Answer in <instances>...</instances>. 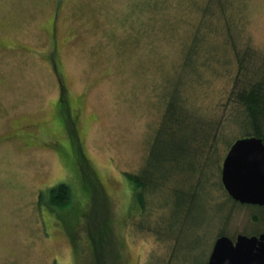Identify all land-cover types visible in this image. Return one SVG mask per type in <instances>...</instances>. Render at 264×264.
<instances>
[{
    "label": "rangeland",
    "instance_id": "374dc122",
    "mask_svg": "<svg viewBox=\"0 0 264 264\" xmlns=\"http://www.w3.org/2000/svg\"><path fill=\"white\" fill-rule=\"evenodd\" d=\"M205 1L0 0V264H204L219 232L234 241L262 228L256 208L220 190L217 217L201 214L166 241L135 225L124 173L144 161L163 82ZM243 2L245 34L264 52V0ZM221 48L225 63L204 70L192 90L205 109L216 110L233 84L235 58ZM49 57L66 87L58 105ZM59 183L69 202L50 204L47 191Z\"/></svg>",
    "mask_w": 264,
    "mask_h": 264
},
{
    "label": "trees",
    "instance_id": "16d2710c",
    "mask_svg": "<svg viewBox=\"0 0 264 264\" xmlns=\"http://www.w3.org/2000/svg\"><path fill=\"white\" fill-rule=\"evenodd\" d=\"M243 3L206 0L200 8L180 64L163 82L165 107L147 140L144 161L136 172L124 173L138 208L136 227L151 231L159 242L169 239L175 228L180 232L188 229L189 222L201 214L217 217L224 205L216 201L217 190L233 205L240 204L222 185V160L238 138L255 136L264 143V52L245 34ZM239 40L244 41L243 49ZM221 47H228L235 58L233 84L216 110L205 109L194 101L192 90L204 70L221 62L225 56ZM47 193L50 204L69 202L65 183L50 187ZM240 205L256 208L254 222L263 223L261 229L247 235L264 232V205ZM174 240L178 241V235Z\"/></svg>",
    "mask_w": 264,
    "mask_h": 264
},
{
    "label": "water",
    "instance_id": "95a60500",
    "mask_svg": "<svg viewBox=\"0 0 264 264\" xmlns=\"http://www.w3.org/2000/svg\"><path fill=\"white\" fill-rule=\"evenodd\" d=\"M221 182L227 194L240 204L264 205V143L247 136L236 139L221 165ZM206 264H264V232L239 233L233 241L216 237Z\"/></svg>",
    "mask_w": 264,
    "mask_h": 264
},
{
    "label": "flooded vegetation",
    "instance_id": "af4514ba",
    "mask_svg": "<svg viewBox=\"0 0 264 264\" xmlns=\"http://www.w3.org/2000/svg\"><path fill=\"white\" fill-rule=\"evenodd\" d=\"M55 19H56V17H55ZM57 49H58L57 46L54 44L52 46V48H51V52L50 53H54L55 51H57ZM49 58H50L49 60L51 62L50 63L51 64V68H52L53 72L55 73L56 78H57V82H58V89H59V95L57 97L58 98L57 99V105H58V103H65L67 101L65 99L66 87H65V85L63 83V79L61 78L60 70H59V67H58V63H56V60L53 59L52 57H49ZM67 112L69 114L68 121L70 120L72 122V125H73L72 128H74L73 118H72L70 109Z\"/></svg>",
    "mask_w": 264,
    "mask_h": 264
}]
</instances>
